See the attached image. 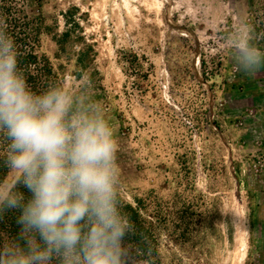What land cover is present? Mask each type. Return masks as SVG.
Returning <instances> with one entry per match:
<instances>
[{"label":"rangeland","instance_id":"374dc122","mask_svg":"<svg viewBox=\"0 0 264 264\" xmlns=\"http://www.w3.org/2000/svg\"><path fill=\"white\" fill-rule=\"evenodd\" d=\"M10 18L104 108L149 264H264V69L228 53L244 20L264 50V0H0Z\"/></svg>","mask_w":264,"mask_h":264},{"label":"clouds","instance_id":"9594fccd","mask_svg":"<svg viewBox=\"0 0 264 264\" xmlns=\"http://www.w3.org/2000/svg\"><path fill=\"white\" fill-rule=\"evenodd\" d=\"M230 35L237 71L256 76L264 50L253 26L244 20ZM89 91L88 79L82 92ZM118 151L102 105L91 95L82 100L63 81L34 90L14 38L0 27V161L8 170L0 214L20 211L24 242L5 241L0 264H149L126 243L135 225L124 211Z\"/></svg>","mask_w":264,"mask_h":264},{"label":"trees","instance_id":"16d2710c","mask_svg":"<svg viewBox=\"0 0 264 264\" xmlns=\"http://www.w3.org/2000/svg\"><path fill=\"white\" fill-rule=\"evenodd\" d=\"M9 17L6 14V21ZM27 18V17H26ZM11 19L9 28H6L7 32L14 38L17 49L20 53V64L24 68L28 83L32 85L34 90H39L44 87L49 81L57 80L59 81L57 75L53 72V69L49 61L45 58H39L33 51V47L29 48L30 39L37 38L38 31H35L33 37L26 33L20 31V26L15 22L16 18ZM29 21V20H28ZM31 24V23H30ZM24 35L23 38H21ZM7 168L3 166V162L0 161V180H3L5 175H7ZM18 190L21 191L25 199L30 198V192L23 186H18ZM126 207L124 211L129 215L132 223L135 225V230L126 237V243L130 244L133 251L141 259H146L151 261V256L154 255L155 249L153 248V240L151 237L150 228L144 219H141L139 214L130 207V205L125 204ZM20 215L19 210H6L0 214V249L3 248L5 241L7 240H17L21 245L23 241L19 240V233L21 226L17 224V218Z\"/></svg>","mask_w":264,"mask_h":264}]
</instances>
